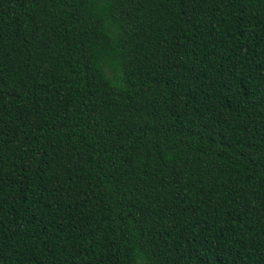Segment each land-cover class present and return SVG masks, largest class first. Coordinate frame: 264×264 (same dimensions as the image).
<instances>
[{
  "label": "trees",
  "instance_id": "obj_1",
  "mask_svg": "<svg viewBox=\"0 0 264 264\" xmlns=\"http://www.w3.org/2000/svg\"><path fill=\"white\" fill-rule=\"evenodd\" d=\"M0 264H264V0H0Z\"/></svg>",
  "mask_w": 264,
  "mask_h": 264
}]
</instances>
